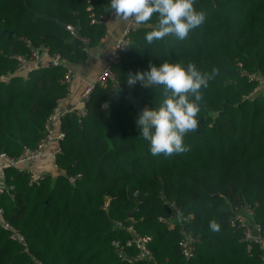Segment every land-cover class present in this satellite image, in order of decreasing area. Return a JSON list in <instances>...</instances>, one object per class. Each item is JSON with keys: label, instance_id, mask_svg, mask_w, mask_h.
<instances>
[{"label": "trees", "instance_id": "trees-1", "mask_svg": "<svg viewBox=\"0 0 264 264\" xmlns=\"http://www.w3.org/2000/svg\"><path fill=\"white\" fill-rule=\"evenodd\" d=\"M194 8L205 20L184 39L169 35L147 44L155 14L129 33L114 76L85 102L86 115L71 110L62 117L60 171L28 185L23 169H5L0 207L10 228L0 225V264H264L263 251L246 250L241 230L230 223L234 207L248 204L264 231V98L242 99L255 85L247 73H264V0H194ZM110 13L108 0H0V76L7 77L0 80V152L17 157L34 148L66 94L62 67L31 60L26 71H16L15 57L30 58V49L40 47L80 64L84 49L104 33L91 17ZM165 59L216 72L200 89L198 128L184 137L188 150L153 156L127 96L156 107L163 87L125 80ZM168 201L190 215L185 228L199 239L188 259L179 227L158 221L171 214ZM127 225L151 236V258L129 262L118 255L115 240L124 254H135L125 245L132 235ZM11 231L23 241L11 239Z\"/></svg>", "mask_w": 264, "mask_h": 264}, {"label": "clouds", "instance_id": "clouds-1", "mask_svg": "<svg viewBox=\"0 0 264 264\" xmlns=\"http://www.w3.org/2000/svg\"><path fill=\"white\" fill-rule=\"evenodd\" d=\"M108 7L117 17L131 19L137 25L152 22L155 14L151 30L144 34L147 44L169 35L184 39L190 30L204 22L206 15L194 8V0H108ZM215 72L216 69L212 73L201 72L191 62L184 65L165 59L158 65L149 62L143 71L127 73L128 85L137 81L146 87L161 85L165 93L158 106L142 108L135 120L139 135L153 156L188 150L184 137L198 128L200 89L207 88ZM209 227L219 230L215 221H210Z\"/></svg>", "mask_w": 264, "mask_h": 264}, {"label": "built area", "instance_id": "built-area-1", "mask_svg": "<svg viewBox=\"0 0 264 264\" xmlns=\"http://www.w3.org/2000/svg\"><path fill=\"white\" fill-rule=\"evenodd\" d=\"M88 9L90 7L88 6ZM110 15V14H109ZM107 16H101L99 18L91 17L90 22L92 23H101L104 24L106 22ZM138 25L131 19L126 20V24L123 30L122 35H120L115 44L109 53L108 57L103 62V67L100 72L97 73L93 82H86L83 78L79 79V82L82 84V89L80 91V99L79 106L62 109L61 104L62 100L69 94L70 86L72 81L76 78V74L73 71L72 67L66 62L59 54H48L47 65L54 67H62L64 69L62 78L60 82L66 87V94L63 98H60L56 101V104L52 111L48 114L45 124H44V132L42 137L39 139L36 146L32 149L23 148L21 153L17 157H10L6 155L4 152H0V193L4 192V176L5 169L8 167H19L23 169L27 174V184L28 185H37L40 182V179L45 177L46 175L53 174V171L58 172L56 157L59 153L62 152V148L60 146L59 141L64 139L65 133L61 128V119L62 117L68 113V111L74 110L77 116H85L87 113V108L85 106V102L88 100L90 93L92 90L98 86H105L108 78L113 77L112 65L116 63H120L121 55L126 50V43L128 39V35L132 32ZM86 42L87 39H84ZM39 49L46 51L44 48H31L30 49V58H27L23 55H17L15 58L18 61V66L16 71H26L28 68V63L33 60L37 61L40 59ZM85 52L87 48L84 49ZM247 77L250 81L255 82L254 87L250 90L246 95L242 97L244 100L252 101L259 98H264V73L251 72L247 73ZM7 77L1 75L0 80L4 81ZM114 86H118V82L114 80ZM55 143V147L50 154L51 164H52V173L47 170H37L33 168H22L21 165L28 161L35 160L42 156L46 146L51 143ZM75 176H68L67 179L74 184ZM171 214L164 218L158 217V221L164 223L169 228L179 227V232L181 233V237L178 241V245L180 247L181 254L185 258H189L193 255L195 251L196 243L198 242V237H196L190 230L185 228V224L190 218L189 214L181 211L173 201L167 202ZM107 201H105L103 208L106 207ZM3 210L0 207V225L3 229L8 230L10 228L9 224L2 220ZM230 223L235 227L239 228L242 232L241 240L243 241L246 250H250L253 247H258L263 251L262 262L264 263V231L262 230L259 223L254 218L253 208L248 204H243L240 207H234L233 214L230 218ZM115 226H122V223L119 221H115ZM126 229L128 231H132V235L126 240V246H132L135 249L134 256H127L124 254V247L120 245L118 240L114 241L116 246V250L118 255L121 258L127 259V261L132 262L134 259L147 260L151 258V250H150V242L151 236L149 235H140L133 231V227L131 225H127ZM9 237L11 239H15L18 241H23L22 235H20L17 231H11L9 233Z\"/></svg>", "mask_w": 264, "mask_h": 264}, {"label": "crops", "instance_id": "crops-1", "mask_svg": "<svg viewBox=\"0 0 264 264\" xmlns=\"http://www.w3.org/2000/svg\"><path fill=\"white\" fill-rule=\"evenodd\" d=\"M126 20L117 17L114 12L108 15L104 25V33L99 39V43L87 47L86 58L80 64L70 65L76 74V78L72 81L69 94L62 100L61 108H72L79 106L80 91L83 88L79 79L83 78L86 82H93L97 73L103 67L104 60L111 52L116 39L122 35ZM75 33L78 32V28H74ZM73 29V30H74ZM40 61L47 65L48 54L43 51L39 54ZM55 147V143H49L41 157L24 163L22 168H33L37 170H47L52 173V164L50 154ZM55 173V171H53Z\"/></svg>", "mask_w": 264, "mask_h": 264}, {"label": "water", "instance_id": "water-1", "mask_svg": "<svg viewBox=\"0 0 264 264\" xmlns=\"http://www.w3.org/2000/svg\"><path fill=\"white\" fill-rule=\"evenodd\" d=\"M76 29H74L73 31L75 32ZM76 35H79L78 32H76ZM128 102L132 107V110L136 112L137 116L140 113L141 109L143 108L140 100L133 94H129L127 96ZM197 131V129H196Z\"/></svg>", "mask_w": 264, "mask_h": 264}, {"label": "rangeland", "instance_id": "rangeland-1", "mask_svg": "<svg viewBox=\"0 0 264 264\" xmlns=\"http://www.w3.org/2000/svg\"><path fill=\"white\" fill-rule=\"evenodd\" d=\"M38 51H39V53H40V54H42V53H43V50H42V49H39Z\"/></svg>", "mask_w": 264, "mask_h": 264}]
</instances>
